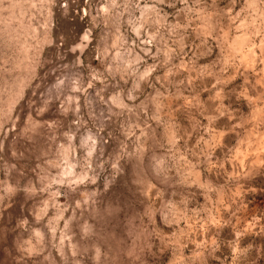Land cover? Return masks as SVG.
I'll return each instance as SVG.
<instances>
[{"label": "rangeland", "instance_id": "374dc122", "mask_svg": "<svg viewBox=\"0 0 264 264\" xmlns=\"http://www.w3.org/2000/svg\"><path fill=\"white\" fill-rule=\"evenodd\" d=\"M0 264H264V0H0Z\"/></svg>", "mask_w": 264, "mask_h": 264}]
</instances>
